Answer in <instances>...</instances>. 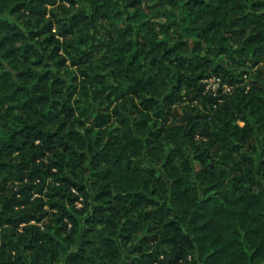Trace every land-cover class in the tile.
I'll list each match as a JSON object with an SVG mask.
<instances>
[{
	"label": "trees",
	"instance_id": "16d2710c",
	"mask_svg": "<svg viewBox=\"0 0 264 264\" xmlns=\"http://www.w3.org/2000/svg\"><path fill=\"white\" fill-rule=\"evenodd\" d=\"M0 264H264V0H0Z\"/></svg>",
	"mask_w": 264,
	"mask_h": 264
},
{
	"label": "built area",
	"instance_id": "2783aa9c",
	"mask_svg": "<svg viewBox=\"0 0 264 264\" xmlns=\"http://www.w3.org/2000/svg\"><path fill=\"white\" fill-rule=\"evenodd\" d=\"M220 80L218 78H213L210 80V84L215 88L219 85ZM227 91H229V88H226Z\"/></svg>",
	"mask_w": 264,
	"mask_h": 264
}]
</instances>
